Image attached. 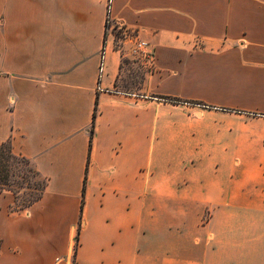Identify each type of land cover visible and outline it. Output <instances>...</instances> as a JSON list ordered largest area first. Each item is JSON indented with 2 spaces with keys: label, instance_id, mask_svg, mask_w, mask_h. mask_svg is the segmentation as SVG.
I'll return each mask as SVG.
<instances>
[{
  "label": "crops",
  "instance_id": "obj_1",
  "mask_svg": "<svg viewBox=\"0 0 264 264\" xmlns=\"http://www.w3.org/2000/svg\"><path fill=\"white\" fill-rule=\"evenodd\" d=\"M3 143L0 264H264V0H0Z\"/></svg>",
  "mask_w": 264,
  "mask_h": 264
},
{
  "label": "rangeland",
  "instance_id": "obj_2",
  "mask_svg": "<svg viewBox=\"0 0 264 264\" xmlns=\"http://www.w3.org/2000/svg\"><path fill=\"white\" fill-rule=\"evenodd\" d=\"M2 150L5 155H10L7 146L3 147ZM7 165V171L5 172L7 182L5 181L6 185L3 192H11L14 196V203L11 207L12 212L24 211L41 195L46 181L22 160L9 159Z\"/></svg>",
  "mask_w": 264,
  "mask_h": 264
},
{
  "label": "trees",
  "instance_id": "obj_3",
  "mask_svg": "<svg viewBox=\"0 0 264 264\" xmlns=\"http://www.w3.org/2000/svg\"><path fill=\"white\" fill-rule=\"evenodd\" d=\"M175 101V100H173ZM96 114V113H95ZM94 114V116H95ZM7 146L8 149H9V153L10 155H5V153L3 152L2 148ZM9 159L11 160H14V161H17V160H22L30 169H33L32 166L30 165V162L24 158V157H21V156H17L15 155L13 152H12V149H11V146L8 144V143H3L0 145V193L3 192L4 190V186L6 185V180H7V176L5 175V172L7 171V163L9 162ZM37 174V173H36ZM6 181V182H5ZM45 187H46V183L43 187V190H42V193L41 195L38 197L37 200L34 201L37 202L41 199L42 195H43V192L45 190ZM34 203H32L31 205H33ZM30 205V206H31ZM29 206V207H30ZM28 208V207H27ZM1 240H0V251H1ZM76 247L78 246V236H76Z\"/></svg>",
  "mask_w": 264,
  "mask_h": 264
},
{
  "label": "built area",
  "instance_id": "obj_4",
  "mask_svg": "<svg viewBox=\"0 0 264 264\" xmlns=\"http://www.w3.org/2000/svg\"><path fill=\"white\" fill-rule=\"evenodd\" d=\"M135 53L145 60L150 70L155 69V55L147 49V44L145 42H139L137 44Z\"/></svg>",
  "mask_w": 264,
  "mask_h": 264
}]
</instances>
